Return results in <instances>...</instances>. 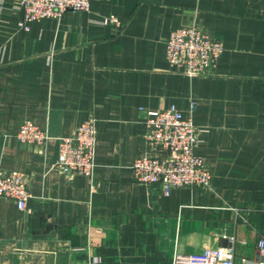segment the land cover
<instances>
[{
    "label": "crops",
    "instance_id": "0c3cea01",
    "mask_svg": "<svg viewBox=\"0 0 264 264\" xmlns=\"http://www.w3.org/2000/svg\"><path fill=\"white\" fill-rule=\"evenodd\" d=\"M17 3L0 0V170L24 172L31 197L24 211L0 196V264H172L174 252L217 246L254 264L264 237V0H90L27 29ZM184 25L224 46L207 75L167 61L166 40ZM170 105L198 129L208 187L165 195L134 176L149 150L147 112ZM88 118L92 176L63 173L57 138ZM26 119L48 132L45 143L17 140Z\"/></svg>",
    "mask_w": 264,
    "mask_h": 264
},
{
    "label": "built area",
    "instance_id": "2783aa9c",
    "mask_svg": "<svg viewBox=\"0 0 264 264\" xmlns=\"http://www.w3.org/2000/svg\"><path fill=\"white\" fill-rule=\"evenodd\" d=\"M90 0H18L22 12L19 26L45 17H59L66 11H87ZM106 21L118 23L114 16ZM224 46L196 25L173 30L166 40V58L171 67L188 76L207 75L214 67ZM195 103H191L193 110ZM145 138L149 150L138 155L132 164L136 180L158 185L167 195L176 187H208L211 173L201 156L194 153L198 129L190 116H184L174 105L163 110L148 111ZM16 138L21 143L43 144L48 132L26 119L19 125ZM58 154L54 166L66 174L92 176L95 167L96 130L94 120L83 121L69 135L58 138ZM0 196L12 200L19 210L27 211L31 197L24 172L0 170ZM259 257L254 264H264V237L257 240ZM172 264H249L236 257L233 246L204 248L198 253L174 252Z\"/></svg>",
    "mask_w": 264,
    "mask_h": 264
}]
</instances>
